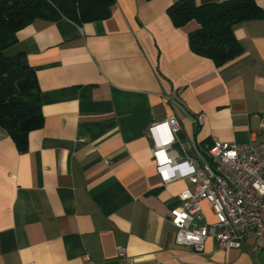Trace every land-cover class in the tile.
Masks as SVG:
<instances>
[{"label": "crops", "instance_id": "obj_1", "mask_svg": "<svg viewBox=\"0 0 264 264\" xmlns=\"http://www.w3.org/2000/svg\"><path fill=\"white\" fill-rule=\"evenodd\" d=\"M175 1L113 0L102 19L38 17L15 31L43 124L25 149L0 126V264H264L250 239L209 237L200 252L175 242L169 208L194 185L161 182L148 130L175 115L172 149L194 161L213 137L264 139V16L234 26L242 52L217 65L190 49L195 21L172 23Z\"/></svg>", "mask_w": 264, "mask_h": 264}, {"label": "built area", "instance_id": "obj_2", "mask_svg": "<svg viewBox=\"0 0 264 264\" xmlns=\"http://www.w3.org/2000/svg\"><path fill=\"white\" fill-rule=\"evenodd\" d=\"M195 120L202 123L203 116L197 115ZM178 129L175 115L148 128L161 182L165 185L186 178L194 185L181 190L178 202L169 208L175 242L200 252L209 237L220 248H241L250 239L252 253L264 252V139L226 142L213 137L207 159L194 161L178 158L172 149ZM116 251L119 256L126 254L121 245Z\"/></svg>", "mask_w": 264, "mask_h": 264}, {"label": "trees", "instance_id": "obj_3", "mask_svg": "<svg viewBox=\"0 0 264 264\" xmlns=\"http://www.w3.org/2000/svg\"><path fill=\"white\" fill-rule=\"evenodd\" d=\"M113 0H0V126L20 149L27 147L28 132L43 124L36 73L25 52H5L16 43L15 31L34 18L49 21L61 17L82 24L108 16ZM176 27L195 21L189 31L190 49L222 65L241 52L234 26L261 18L264 10L256 0H223L197 4L177 0L167 8Z\"/></svg>", "mask_w": 264, "mask_h": 264}, {"label": "rangeland", "instance_id": "obj_4", "mask_svg": "<svg viewBox=\"0 0 264 264\" xmlns=\"http://www.w3.org/2000/svg\"><path fill=\"white\" fill-rule=\"evenodd\" d=\"M5 52H6L7 54H11V53H12V49H10V48H9V49H6Z\"/></svg>", "mask_w": 264, "mask_h": 264}]
</instances>
